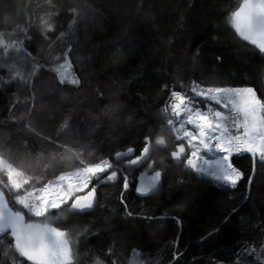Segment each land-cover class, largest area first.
I'll use <instances>...</instances> for the list:
<instances>
[{
  "label": "snow or ice",
  "instance_id": "obj_1",
  "mask_svg": "<svg viewBox=\"0 0 264 264\" xmlns=\"http://www.w3.org/2000/svg\"><path fill=\"white\" fill-rule=\"evenodd\" d=\"M23 9L16 15H23V25L18 19L5 16L4 27L11 30L0 31V54L4 58L0 63V83L4 84L0 93L13 92L21 84L27 89L26 108L20 117L13 111L16 108L13 98L6 97L12 123L0 125V264H81L77 251L81 236L100 238L129 224L151 228L169 219L136 211L125 193L134 189L140 197L156 196L167 183L173 165L220 192L236 190L246 180L241 199L228 197L233 207L213 217L201 232L198 241L201 245L214 243L225 228L234 226V221L242 224L254 199L258 166L264 171V91L258 92L253 86H221L195 78L187 85L180 83L179 88L165 83L157 90V95L163 93V98L158 105L156 126L142 121L137 126L134 146L110 150L105 155L92 138L95 130L103 125L110 131H123L134 119V115H126L131 111V103H125L119 92L109 98L97 84L92 89L89 111L81 109L83 120L74 117L69 106H64L62 115L54 113L43 122L36 111L37 77L41 73L42 79L52 81L55 91L62 92L68 85L78 91L89 83V72L98 61L81 57L83 62L79 71H75L69 59L74 48L71 42L64 41V25L58 26L57 21L65 17L69 30L78 28L89 20L91 6L43 0L34 8L24 4ZM136 16L150 20L142 3L136 5ZM221 16L226 17L224 35L251 45L264 55V0H238ZM130 28L131 25L123 29L125 35ZM210 39L219 43L217 36ZM34 40L47 41L53 53L60 42L59 53L50 60H42L39 51L28 46ZM202 48L203 45L197 48L195 60L201 58ZM121 55L127 53L118 48L112 53L117 70L121 67L118 59ZM25 61H31L28 75ZM215 61L223 64V52L215 54ZM125 91L131 97V88ZM51 120L55 121L54 131L47 128ZM89 122L94 127L85 131ZM127 139L130 142L132 137ZM245 156L251 159V174L247 177L236 163L237 157ZM140 169L144 171L139 172L136 182L130 180L129 170ZM175 183L177 191L169 188L166 199L175 201L180 211H198L197 198L186 194L189 190L185 180L179 178ZM108 186L119 187L118 208H109L103 202L102 189ZM97 210L110 212L112 216L83 220L95 216ZM171 219L183 223L179 214ZM73 224L85 226L82 231H74L70 227ZM257 227L264 236V223ZM178 243L179 238L171 256L174 264H179L184 256ZM135 252L133 249V255ZM114 255L113 247H109L103 258L95 256L92 264H118ZM233 264H264V241L259 251L253 242L239 241L233 252Z\"/></svg>",
  "mask_w": 264,
  "mask_h": 264
},
{
  "label": "trees",
  "instance_id": "obj_2",
  "mask_svg": "<svg viewBox=\"0 0 264 264\" xmlns=\"http://www.w3.org/2000/svg\"><path fill=\"white\" fill-rule=\"evenodd\" d=\"M66 3H86L91 6L89 20L80 23L78 28L69 30L65 17L57 21L63 24L64 41L71 42L74 54L69 57L74 70L79 71L83 62L79 58L88 56L96 67L89 72V83L78 91L68 85L63 91H55L50 79L37 77V108L38 119L45 121L52 114L64 113V106L73 108L72 115L83 120L81 109L89 111L90 99L94 95L92 89L100 84L111 98L119 92L125 103H131L132 108L126 115H134L131 126H125L123 131H110L109 127L101 126L93 133L92 138L98 143L96 147L103 154L110 150H124L134 146L137 126L142 121H150V126H156L159 118V107L163 93L157 95L158 88L167 83L179 88L190 80H207L221 86H253L258 92L264 91V55L255 48L245 45L238 39L224 35V19L221 13L234 7L238 0H62ZM43 0H0V31L5 29V16L18 19L23 25V5L30 4L33 8ZM143 12L150 16L149 21L138 19L136 5L141 4ZM35 19V17H33ZM183 20V23L180 21ZM131 25L127 35L123 29ZM217 36L219 43L210 39ZM59 36V32L56 33ZM115 45V47H114ZM202 55L195 60L198 47ZM29 48L36 49L42 60H50L53 54L59 53L60 42L56 44V52L50 50L44 40H34ZM120 49L127 55L118 57L121 67L117 70L112 61V53ZM223 52V64H217L215 54ZM35 55V52L33 53ZM63 62V61H61ZM28 72H31V61H25ZM194 73V75H193ZM6 80V75L4 76ZM129 81H132L130 84ZM4 84L0 83V89ZM131 88L129 97L126 89ZM139 93V94H137ZM27 89L19 85L13 92L0 93V125L12 123L7 111L11 96L16 108L13 111L20 117L25 108ZM141 96L144 97L141 100ZM26 122V121H25ZM36 121L34 120L33 123ZM20 125L17 124L16 128ZM94 125L89 122L85 131ZM48 130H55V121L47 122ZM147 128L143 131L147 132ZM128 137L132 140L128 142ZM237 166L245 172V177L251 174L250 157H237ZM139 171L129 170V179L136 182ZM183 178L186 182L187 195L197 198L198 211H180L175 201L166 199L169 188L175 193V181ZM246 180L236 190L220 192L209 183L195 175L173 165L164 188L152 198H139L134 189L125 193L130 206L136 211L155 213L157 216H167L169 219L153 224L151 228H142L135 223L122 226L117 231H111L107 236H81L77 251L81 264H92L95 256L106 253L113 247V259L118 264H130L133 249L136 250L144 264H174L171 261L172 251L178 247L184 253L179 264H233V252L239 241H251L259 251L264 241L258 225L264 223V171L258 166L254 179V199L247 208V215L242 224H235L224 229L223 234L212 244L201 245L199 237L213 217L220 216L233 207L228 197L239 201L245 192ZM198 190V191H197ZM103 202L109 208H118L119 187L108 186L102 189ZM179 214L183 223L180 224L171 217ZM112 216L110 212L97 210L95 216L84 217V221L103 220ZM117 219L118 217H113ZM84 224H73L74 231H82ZM103 258V257H102Z\"/></svg>",
  "mask_w": 264,
  "mask_h": 264
},
{
  "label": "rangeland",
  "instance_id": "obj_3",
  "mask_svg": "<svg viewBox=\"0 0 264 264\" xmlns=\"http://www.w3.org/2000/svg\"><path fill=\"white\" fill-rule=\"evenodd\" d=\"M3 55L0 54V63H3ZM130 264H144L141 257H140V254H138L137 252H135V255H132V258H131V263Z\"/></svg>",
  "mask_w": 264,
  "mask_h": 264
},
{
  "label": "water",
  "instance_id": "obj_4",
  "mask_svg": "<svg viewBox=\"0 0 264 264\" xmlns=\"http://www.w3.org/2000/svg\"><path fill=\"white\" fill-rule=\"evenodd\" d=\"M249 46H251V45H249ZM251 47H253V46H251ZM253 48H254V47H253ZM256 50H257V49H256ZM140 171H144V169H140L139 172H140ZM138 176H139V175H138ZM137 196H138V195H137ZM138 197H139V198H145V197H140V196H138Z\"/></svg>",
  "mask_w": 264,
  "mask_h": 264
}]
</instances>
